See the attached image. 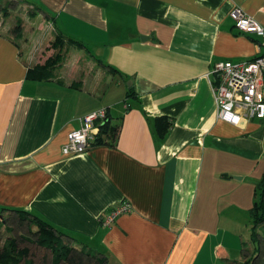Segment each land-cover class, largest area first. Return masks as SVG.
Segmentation results:
<instances>
[{"label": "crops", "instance_id": "obj_1", "mask_svg": "<svg viewBox=\"0 0 264 264\" xmlns=\"http://www.w3.org/2000/svg\"><path fill=\"white\" fill-rule=\"evenodd\" d=\"M16 1L22 16L0 4V232L30 237L26 211L104 264L249 262L264 119H219L209 74L264 51L229 16L241 6L264 26V0ZM58 36L65 60L30 79ZM100 108L117 134L65 155L69 132ZM160 116L174 122L164 139ZM124 201L132 211L104 225ZM30 240L27 261L53 264Z\"/></svg>", "mask_w": 264, "mask_h": 264}, {"label": "built area", "instance_id": "obj_2", "mask_svg": "<svg viewBox=\"0 0 264 264\" xmlns=\"http://www.w3.org/2000/svg\"><path fill=\"white\" fill-rule=\"evenodd\" d=\"M229 16L240 32L260 37V46L264 49V26L258 20L241 6L233 7ZM209 76L219 119L236 125L246 119H264V51L249 60L216 62ZM106 119V108L85 114L81 118V126L69 132L63 153L74 155L86 152L96 142L100 126ZM130 211L131 204L124 201L101 216L100 221L110 225L119 215Z\"/></svg>", "mask_w": 264, "mask_h": 264}, {"label": "trees", "instance_id": "obj_3", "mask_svg": "<svg viewBox=\"0 0 264 264\" xmlns=\"http://www.w3.org/2000/svg\"><path fill=\"white\" fill-rule=\"evenodd\" d=\"M20 29L21 26L18 25L16 30L19 31ZM52 45L58 49V52L48 58L44 64H38L30 68L28 71L30 79H50L53 76L55 67L65 60L64 42L61 36L56 37ZM77 45L81 46L82 43L79 42ZM155 123L157 133L162 139L167 136L174 125V122L169 120L167 116L157 117ZM117 131V127L111 125L109 120L106 119L104 124L100 126L99 139L97 138L96 142L101 143L103 135L114 137ZM22 213L25 214V217L23 214L21 216L23 221L28 220L29 217V222L36 226L35 230H29L32 241L51 252L53 264H104V260L95 256L91 250L82 249L79 252L69 241H66L62 232H59L56 227L43 218L33 216L26 211H22ZM250 222L251 242L256 253L245 264H256L257 255L260 252L264 254V176L256 185L255 200L250 210ZM30 237H7L3 244L0 243V264H34L31 260L27 261L29 248L20 245L21 239L31 241ZM256 262L262 264L261 260Z\"/></svg>", "mask_w": 264, "mask_h": 264}, {"label": "rangeland", "instance_id": "obj_4", "mask_svg": "<svg viewBox=\"0 0 264 264\" xmlns=\"http://www.w3.org/2000/svg\"><path fill=\"white\" fill-rule=\"evenodd\" d=\"M0 4H3V6L1 7L2 9H4V7L6 8H10L12 7L13 11L16 10V8H13L15 7V5L17 4V1L16 0H0ZM23 12V13H26V10L24 9V7H21L20 9L16 10V12H14V16L18 15V16H22L20 14V12ZM30 11V9H28V12ZM38 15L39 14H36V18H38ZM65 57H66V52H65ZM65 59V58H64ZM24 217H25V214L23 213ZM21 216V215H20ZM249 217V216H248ZM22 220V219H21ZM8 231H3V232H0V243L3 244L6 237L8 236ZM14 234H17L18 231L15 230V232H13ZM12 233V231L10 232L11 234V237H14V234ZM245 236V240L249 243V244H252L251 242V222H250V217H249V221H248V226L246 229H243V232H242ZM262 262H264V259H261Z\"/></svg>", "mask_w": 264, "mask_h": 264}]
</instances>
